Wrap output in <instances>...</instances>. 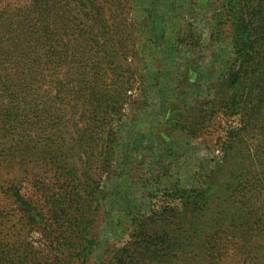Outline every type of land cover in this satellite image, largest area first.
I'll return each mask as SVG.
<instances>
[{
	"label": "rangeland",
	"instance_id": "obj_1",
	"mask_svg": "<svg viewBox=\"0 0 264 264\" xmlns=\"http://www.w3.org/2000/svg\"><path fill=\"white\" fill-rule=\"evenodd\" d=\"M0 43L2 262L165 227L264 264V0H0Z\"/></svg>",
	"mask_w": 264,
	"mask_h": 264
},
{
	"label": "trees",
	"instance_id": "obj_2",
	"mask_svg": "<svg viewBox=\"0 0 264 264\" xmlns=\"http://www.w3.org/2000/svg\"><path fill=\"white\" fill-rule=\"evenodd\" d=\"M1 44V43H0ZM9 46L11 44H8ZM3 118L1 119V121ZM222 182L215 178L213 180V187H218ZM18 192L11 193L8 195L9 198L17 199ZM21 199V197H20ZM203 211L202 209L199 211ZM136 220L135 217H133ZM225 219L229 221H235V214L231 212L228 214ZM144 229H141L139 226H133V236L136 238ZM170 229H166L165 227L161 229V233L156 232L153 235L149 234L145 236L142 241L140 239L139 242L135 245L131 244H123L122 246H116L115 243L106 244L103 249L105 252H102L98 261H94V263L90 262L91 258L94 257L97 248L96 241H89L85 247L82 249V253L80 254V262L79 264H126L125 261H129L130 264H154L156 261L166 260L168 263L174 264H241V259L236 261L234 258L226 257L225 250L223 244L220 245L218 241H215V244L211 246L212 252L209 257L204 254L205 247L204 243L208 242L206 239L201 240L200 238L203 235H198L196 243L193 245V242L189 241L184 243L181 239H176L170 236ZM198 232V229L196 228ZM183 236H180V238ZM142 242V243H140ZM114 247H116L114 249ZM129 247V248H128ZM116 250V251H115ZM255 251V250H254ZM188 252L194 254V257L190 258L188 256ZM214 255L212 258V253ZM115 253V254H114ZM114 254V256H113ZM259 259H261L260 254H258ZM158 257H165L158 259ZM6 264V262H2L0 260V264Z\"/></svg>",
	"mask_w": 264,
	"mask_h": 264
}]
</instances>
